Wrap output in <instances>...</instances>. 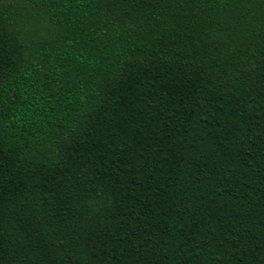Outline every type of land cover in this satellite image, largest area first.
<instances>
[{
    "label": "trees",
    "instance_id": "trees-1",
    "mask_svg": "<svg viewBox=\"0 0 264 264\" xmlns=\"http://www.w3.org/2000/svg\"><path fill=\"white\" fill-rule=\"evenodd\" d=\"M0 264H264V0H0Z\"/></svg>",
    "mask_w": 264,
    "mask_h": 264
}]
</instances>
